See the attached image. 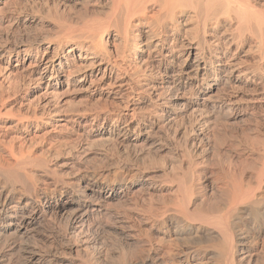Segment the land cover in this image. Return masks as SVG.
Returning a JSON list of instances; mask_svg holds the SVG:
<instances>
[{"label": "bare ground", "instance_id": "1", "mask_svg": "<svg viewBox=\"0 0 264 264\" xmlns=\"http://www.w3.org/2000/svg\"><path fill=\"white\" fill-rule=\"evenodd\" d=\"M0 264H264V0H0Z\"/></svg>", "mask_w": 264, "mask_h": 264}]
</instances>
